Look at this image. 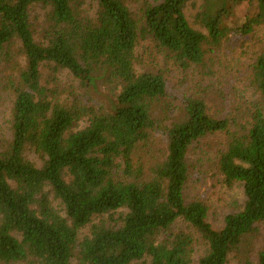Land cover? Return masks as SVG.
Returning <instances> with one entry per match:
<instances>
[{
    "label": "trees",
    "instance_id": "trees-1",
    "mask_svg": "<svg viewBox=\"0 0 264 264\" xmlns=\"http://www.w3.org/2000/svg\"><path fill=\"white\" fill-rule=\"evenodd\" d=\"M88 1L98 5L94 16L85 14ZM194 1L145 4L136 16L125 0H0V58L25 61L10 79L13 139L0 152V264H194L197 237L173 232L180 221L206 245L198 264H227L257 232L264 222V53L252 66L260 96L252 123L233 132L219 155L225 184H241L246 198L221 230L208 222L204 202H188L185 189L192 147L229 132V122L192 98L171 118L167 76L138 70L142 42L187 69L204 64L205 44L264 26V0H231L248 14L256 8L233 28L229 2L218 0L196 16L206 35L186 17ZM40 6L47 13L37 37ZM42 68L51 69L50 79ZM64 70L88 103L62 87ZM103 87L106 101L98 99ZM161 135L165 151L146 172L135 156ZM30 149L43 165L28 159Z\"/></svg>",
    "mask_w": 264,
    "mask_h": 264
},
{
    "label": "rangeland",
    "instance_id": "rangeland-1",
    "mask_svg": "<svg viewBox=\"0 0 264 264\" xmlns=\"http://www.w3.org/2000/svg\"><path fill=\"white\" fill-rule=\"evenodd\" d=\"M136 16H140L145 4L156 5L162 0H125ZM218 0H195L189 3L185 10L190 25L202 33L208 32L196 23V16L209 2L216 3ZM229 2L230 16L227 24L233 28L256 10L254 8L247 13L248 9ZM98 10L97 3L88 1L84 5L85 14L94 16ZM47 10L38 7L33 15L37 37L40 36L42 24ZM21 45L16 44L17 56L20 54ZM205 59L201 66L191 65L185 69L180 66L171 55L162 54L150 43L142 42L137 50L140 57L138 70L143 72L147 69L163 72L168 79L169 100L172 110L168 115L171 118L179 116L185 100L192 98L201 100L207 106L208 114L215 120H227L229 132H217L200 143L195 144L188 156L191 169L189 181L186 185L185 196L188 202L202 201L209 208L208 222L215 230L223 229L225 218L229 214L241 211L245 205V193L241 184L227 186L224 176L219 169V155L225 148L229 136L233 132H240L249 128L252 123V113L260 100L259 93L252 83V66L257 58L264 53V26L248 36L229 34L219 44L208 43L204 45ZM17 66L0 58V152L7 149L13 139L12 112L15 97L9 87L10 79L15 81L25 67L24 56L17 59ZM42 73L50 79L51 69L42 68ZM62 87L70 93L74 92L88 103L84 89L74 79L68 70L58 75ZM102 95L98 99L106 101V96H111L106 88L99 90ZM93 104V102L91 103ZM165 143L161 135L156 143L142 150L135 156V164L141 165L148 172L151 166L162 156L165 151ZM29 160L43 165V160L31 149L27 151ZM58 206V205H56ZM193 232L197 237V245L194 252V264L206 253V245L194 229H189L187 223L180 221L173 232ZM90 233V227L82 232V236ZM264 250V222L258 225L257 232L247 238L239 251L230 255L227 264H258V256Z\"/></svg>",
    "mask_w": 264,
    "mask_h": 264
}]
</instances>
